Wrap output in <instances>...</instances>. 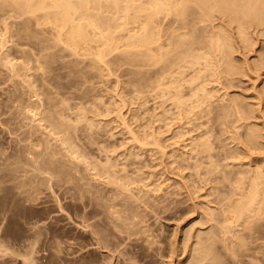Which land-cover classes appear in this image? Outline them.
Instances as JSON below:
<instances>
[{
	"label": "rangeland",
	"instance_id": "obj_1",
	"mask_svg": "<svg viewBox=\"0 0 264 264\" xmlns=\"http://www.w3.org/2000/svg\"><path fill=\"white\" fill-rule=\"evenodd\" d=\"M136 1L137 5L148 3V0ZM141 1L143 2L141 3ZM96 2L92 4L94 7L91 6L90 9L97 14L92 15V12H90V15L99 14L98 18L102 15L104 18L101 16V19L99 18L100 21L110 22L112 27H114V31L118 29L114 33L117 37L112 42H119L118 44L114 43V45H119V47L117 46V49L113 45L112 48L111 44L113 43L109 42L111 50L107 47L108 51L105 52L104 57L106 61L102 63L93 54L86 55L87 51H83L85 54H82V50H79L78 52L80 53L74 52L75 54H73L72 49H69L59 39L57 40L56 37H59L58 31H55L54 23L51 25L52 21H49V18L52 19L53 15L44 13L45 16H43L41 14L43 12H39L35 16L32 15L34 18H31L32 16L28 13L27 15L22 10L16 11L18 8L16 6L13 7L8 2L3 3L0 7V44H2L1 41L4 43L2 44L4 47L0 45V55H2L0 56V156L4 155L0 157V163L2 164L6 161L5 164H0V174L3 175L5 173L8 181L10 180L9 177L14 180L22 179L23 173L16 171L13 166L15 164L12 163L11 165L10 163L12 162L11 157L16 155L15 152L21 153L22 145L29 142L28 135L30 134L27 133L31 131L37 133L39 128L36 126H38L39 122L44 124H39L41 134L43 133L41 129H45L46 132H54L52 131L53 125L49 123L51 121L48 118H44L48 116L46 114L50 113L52 109H47L49 106L43 105L44 102L42 103V101L47 102L48 98H51L52 100H57L53 103L56 104L54 107H57L58 104L60 105V110L64 109L59 112L63 111L62 113H64L66 109H69L73 114L71 115L70 112L67 115L65 114V116H70L69 120L72 123L69 120L67 121L72 125L71 128H74H70V131L73 130L74 133L79 126L83 129L80 128V131H75L79 133H74L76 137L77 135L79 138H89L87 135L94 136V139L92 137H90L92 138L91 140L90 138L85 139L86 142L83 138L77 139L76 141H84L77 142L80 145L86 143L82 144L81 146L83 147L81 148L89 149L90 145H87L90 142L88 144L87 142L90 140L93 147L90 146V148L95 150V157L97 158L98 156L100 158H97V161H108L107 159L110 157L116 165L118 164L117 167L119 166V169H123L120 167L125 166L124 172L127 171L125 174L129 173L132 178H136V181H133V179L130 181L131 183L128 182L124 186L127 185L126 187L130 188V190H127L132 191L135 196L137 193L142 199L147 197L146 203L149 206H146L144 202L133 203L134 206L140 204L138 205L140 207H138L140 209L138 212H141L140 214L142 215L139 220L140 223L137 225L138 233L136 235L130 234L131 237L127 239L128 233L117 234L114 231L118 237L113 234L112 237L114 238L111 237L110 239L118 245H115L113 250H109L96 243L97 238L106 234V232L102 233L103 230L106 231L102 227L104 222H101V220L104 221L103 215L102 218H100L101 214L96 217L94 216V214L96 215L95 211H92L93 213L95 212L94 214H88L91 207L93 208L94 206L97 211H99V208H96L97 206L95 207V205L92 206V204H87L90 207L86 206L83 200L84 203H81V199L84 196L81 199L75 198L78 202L72 200L74 198L71 195L74 192L69 190V184L65 185V187H63L64 185L61 186L63 190L57 189L58 185H53L54 187L56 186V188H52V191L55 190L56 196L51 193L50 189L47 192L48 184H45L46 186L41 185V188L44 187L42 188L44 190L43 193L41 191V194L35 195L37 196L36 198L35 196L32 197V195L29 197L25 195L28 198L27 201L24 200V195L20 197L24 198L22 200L19 199L20 195L16 193L25 194L16 188L18 181L10 180L6 182L3 179L2 182L7 185L5 183L1 185L0 183V197L4 198H0L2 201H0V205H4L0 209V215H2L0 217V264H103L100 262L102 258L104 261L107 260L105 261L107 262L106 264H119L122 258L127 259L128 262L126 261V263L128 264H131L132 261L137 264H206V260L197 261L194 259V254L196 255L197 253L195 249L201 248L204 243L214 240L216 247H220L218 255L222 251L230 252L229 246L233 240V232H231L232 234L223 232L226 227L230 226V220L224 219L225 215H230V213L228 211L224 212V208L230 204L236 180L246 174H264V26H257V24L247 25L243 34H239L237 23L231 19L228 13L221 12L218 9L213 10V15H210V17L199 21L196 24V30L198 31L194 29V32L193 30L191 32H193V35H197V33L202 35V37H199L203 40H200L202 45L211 46L212 39L214 38L213 41H216L217 37H222L225 43L220 41V43H223L221 45L222 48L221 46L218 48L209 47V52H207L208 50L202 52L204 58L201 60L202 65L199 66V69H201L200 78L193 84L190 82L184 83L186 90H188L184 94L185 102L183 106H177L174 101L176 97L173 94V96L171 94L165 95L162 91L165 86L169 85V82L161 87H158L155 83L158 75L156 71L163 66V62L155 65L147 60L142 62L143 60L140 61L139 58L137 61L135 56H132L134 54L129 56V49H125V46H127L126 35L133 34L135 30L140 29L145 23L144 17V20H141L143 24L138 21V11L134 8L138 6L132 3V8L130 7L129 10V13H131L129 15L131 16L128 18L130 23H128V28L125 29L124 27L126 26L122 27V25L125 24L123 22L126 20L122 16L126 12L121 9L125 8L126 1L125 3L120 1L118 8L109 0L98 1L100 4H96ZM4 4L10 5L5 6ZM98 5L100 6L98 7ZM101 5L103 6L102 8ZM134 13L137 14L135 15ZM46 16L50 17L47 18ZM120 18H124V21ZM41 25L42 27H38ZM138 32L140 31L138 30ZM92 44H95V41ZM98 44L93 45L96 46L94 49L102 47ZM94 49L93 51L99 50ZM135 49L136 47L131 50L137 52ZM133 51L130 53H135ZM175 53L179 54L176 51ZM43 56L45 57L43 58ZM131 56L133 59H131ZM6 60L9 66L6 65ZM12 64L15 65L13 66L14 68L10 66ZM28 64L29 66H27ZM37 66H42L41 69L43 70L38 69L39 67ZM181 69L179 65L173 67L176 78L180 82H183L184 79L190 80L195 74L191 67H186L182 75L178 72ZM166 81L168 80L166 79ZM45 91H49L52 94L48 92L50 95L48 96ZM36 93L37 95H35ZM58 101L59 103H57ZM62 102L66 105H61ZM19 103L22 104V108L20 105L18 107L15 105ZM24 103L25 105H23ZM36 106L39 107V110ZM54 107L53 109L59 110ZM80 108L82 109L80 110ZM25 109L26 111L31 109L35 111L37 109V118H34L35 120L30 118L33 120H29V116L25 115ZM40 110L44 111V116ZM77 111L78 113L75 115ZM39 114H42L43 117ZM82 114H84V117H80ZM38 118H44L47 123ZM89 120L90 122H88ZM74 123L78 125L77 127L75 126L76 128L73 127ZM28 125L29 127H27ZM50 126L52 130L49 129ZM34 132L33 135L36 134ZM40 133L36 135L39 136ZM55 133L57 134L58 132ZM41 134L40 137L42 136ZM46 134L43 133V135L48 136ZM56 134L54 135L55 137L60 134L58 135V140L61 136L63 138V133L59 132ZM33 135L31 134L30 136L34 139L33 141L37 142L38 138L33 137ZM26 136L28 138H25ZM204 142L209 144L208 148H202L201 145ZM66 145L68 146V143H65ZM92 150H88L90 151L88 153L90 156H94V152H91ZM8 154L10 157H8ZM93 156L92 158H94ZM104 157L107 159H104ZM2 159L5 160L3 161ZM101 161L100 163H104ZM2 166H5V168L9 166V171L12 174L9 171H5L8 169L3 170L4 167ZM92 166H90L91 169H94ZM90 167L88 170H91ZM86 170L83 171L85 175L83 176V173L81 175L84 180H81L91 184L84 186L82 183L85 190L89 187V190L91 188L92 190H102L104 188L106 193L107 191L110 193V189L113 186L110 187L109 183H112L111 178L113 177L107 178L105 177L107 176L106 174L103 175L106 178L104 180L109 181L110 179L109 183L104 184L100 180V178L102 179L101 175H97V177L94 175V177L93 173L96 172L91 170L93 173H88L89 171L85 172ZM2 171L5 172L3 173ZM6 173L11 176L7 177ZM14 174H20L21 178H16L18 175ZM91 174L92 177H90ZM12 175L15 177L13 176V178ZM125 179L122 180L121 178L122 182L120 179L118 181L113 178V180L122 183L128 181ZM13 183L16 185L15 187L12 186ZM92 184L93 186H91ZM28 187H25V189ZM149 188L155 190L151 191V193H146L145 190ZM66 189L67 192L72 193H65L64 195ZM8 190L9 194H7ZM88 191L85 192L90 195ZM129 191L123 190L122 193L125 192L127 194ZM109 193L107 194L109 195ZM38 195L42 198L38 199ZM111 195L109 196L112 197ZM121 195L122 197L117 199V202L122 201L124 198V194ZM85 196L87 203L91 202L90 196L89 198L87 194ZM150 196L155 197L152 200ZM15 197L18 199H14ZM30 197L32 199L35 198L36 201L32 200L34 201L32 202ZM125 197L130 196L126 195ZM127 199L130 200L126 198L124 201L128 202ZM5 200L10 202V204ZM14 200L16 203L13 202ZM132 200L134 199L132 198ZM23 201L27 202L24 204ZM124 201L120 203H125ZM4 202L6 203L4 204ZM13 203L15 207L14 205L12 206L16 208L15 211H12V207L10 208ZM4 207L8 208L7 211L9 213L3 209ZM20 212H23V217L20 216ZM13 214H16L18 218L15 219ZM86 214L89 215V219L85 218ZM33 219L36 223L32 221ZM13 220L15 221L13 222ZM25 220H28L31 224H28L29 222ZM99 222H101V226L98 225ZM18 223L20 226L17 225ZM91 223L97 224H92L95 227L91 225L95 229L87 226ZM33 226L34 228H32ZM93 230H101L102 232L94 237L96 232ZM15 231L21 233L20 236L15 234ZM91 232L94 233L92 234ZM23 233L27 234L28 237ZM224 235L227 237L225 244L222 241V236ZM24 237L30 238V241ZM147 237L155 243L152 247L148 245V242L144 241V239H148ZM23 238L27 239V242ZM5 250V253L2 252ZM112 253L114 255L110 256L109 254ZM130 259L131 262H129Z\"/></svg>",
	"mask_w": 264,
	"mask_h": 264
},
{
	"label": "bare ground",
	"instance_id": "obj_2",
	"mask_svg": "<svg viewBox=\"0 0 264 264\" xmlns=\"http://www.w3.org/2000/svg\"><path fill=\"white\" fill-rule=\"evenodd\" d=\"M98 1L101 2V0H0V7L3 5V3L8 2L11 5H13V7L16 6L18 8L16 11L22 10L24 13L26 12V14L28 13L30 16H32V15L35 16V15H37V13L39 14V12H43V13H41V14H43V16H45V14L53 15L52 19L49 18L50 16H48V17L46 16V17L49 18L50 22L52 21L51 25H53L52 23H54L55 28L58 29V30L55 29V31L56 32L58 31V34H59V37H56L57 40L59 39V41L66 44L69 47V49H72L73 54H75L74 52L80 53V52H78L79 50H82L81 51L82 54H85V53H83V51L84 52L87 51L86 55L91 53L100 61V63H102V62L106 61V59L104 60V57H105V52L108 51L107 47H109V50H111L110 44H108L109 42L113 43V44H111L112 48H113V45L115 42H112V40L115 41V38L117 36H115L114 33H116V31L118 29L117 30L115 29V31H114L113 30L114 27H112L110 22L103 21V20L100 21L99 18L102 15L99 16V18H98L99 14L92 16L93 14H97V13L92 12V10L90 8H91V6L94 7V5H92V4H95L94 2H96V4H100V2H98ZM109 1L114 3V5H116L115 6L116 8H118V6L120 5V3H119L120 1H123L124 3L126 1V5H124L125 8L121 9V10L126 12V14L123 13L125 15L122 16L126 20L125 22H123L125 24H123L122 27L126 26L124 28L127 29L128 23H130L128 21V18H130L129 16H131V15H129V14H131V13H129L130 7L132 8V6H131L132 3L136 4L137 1L136 0H135V2H133L134 0H125V1L124 0H113V1L109 0ZM130 1H131V3H130ZM142 2L143 1H141V3ZM147 2L148 3L145 2L142 4H138V5L136 4L135 6H138V7H134L138 11V14L134 13L135 15L137 14L138 21L145 19L144 20L145 23L143 24L142 23L143 21L140 22L143 24V26L140 25L141 28L139 27L141 30L138 29L140 32H138V30H135L133 32V34L126 35L127 39L125 41H127V46H125V49L126 50L129 49L128 51L131 52V51H133L131 49L132 48L134 49V47H136L135 50H137V52L136 51H133L135 53L128 52V54H129V56L134 54L132 56H135V60H137V61L139 58L140 61L143 60L142 62H144V61L146 62V60H147L148 62H150V61H151V63L153 62L155 65H157V64L159 65V62H163V66L161 68L157 67L159 69L158 70L156 69L157 71L155 70L156 74L159 75V76L157 75V77H156L157 79L155 80V83L157 84L158 87H161L166 83L168 84V82H169V85L165 86V89H162V91L165 95H167V94L172 95L173 94L174 97H176V99L174 101L177 104V106H179V105L183 106L184 105L183 103L185 102L184 94H186L188 92V90H186L184 83L190 82L191 84H193L197 81V79L200 78V70L201 69H199V66L202 65L201 60L204 58V55L202 52L207 51L209 47L218 48L221 45H223V43H220V41L224 42V39L222 37H217L216 41H213L214 38L212 39V41H211L212 44L210 43L211 46L208 47V46L202 45L201 41H203V40H201L199 38L200 36L202 37V35H200L198 33H197V35L196 34L193 35L194 29L196 30V24H198L199 21H202V20L210 17V15H213L212 14L213 10L218 9L221 12L228 13L231 16V19L237 23V29H238L239 34H243L244 29L246 28L247 25L249 26V25L257 24V26H264V0H148ZM10 4H6V5H10ZM99 6L100 5H98V7ZM102 7L103 6L101 5V8ZM7 8H9V7H7ZM11 8H12V6H11ZM119 8H121V7H119ZM133 9H131V10L133 11ZM118 10H120V9H118ZM137 11H135V12H137ZM23 12H22V14H23ZM90 12H92V15H90ZM34 16H32L31 18H34ZM43 16H42V18H43ZM143 17H144V19H143ZM5 18H7V17L5 16ZM102 18H104V16H102ZM124 18L123 19L120 18V19L124 21ZM135 18H133V19L136 21ZM25 19H27V18H25ZM135 21H132V22H135ZM111 22H113V21H111ZM48 26H49V24H48ZM35 27H36V25H35ZM38 27H42V25L38 26ZM120 27H121V25H120ZM191 30H193V32H191ZM196 31H198V30H196ZM129 32H131V31H129ZM27 37H28V35H27ZM1 40H4V39H1ZM94 41H95V44H92V42H94ZM98 42H100V43L98 44ZM1 43L4 44L3 41H1ZM60 43H59V45H61ZM118 43L119 42H117L115 44H118ZM2 44H0V45L2 47H4ZM96 44L101 45L103 48L97 47V49H99V50L94 49V47H96V46H93V45H96ZM106 44H108V46H106ZM213 45H216V46H213ZM47 46L49 47V45H47ZM114 46L116 48H117V46L119 47V45H114ZM128 46H130V47H128ZM181 46H183V47H181ZM39 47H40V45H39ZM51 47H54V46H51ZM126 47H128V48H126ZM182 48H184V49H182ZM221 48H222V46H221ZM22 49H25V48H22ZM93 49L97 50V51H93ZM25 50H27V49H25ZM59 50H61V49H59ZM104 50H106V51H104ZM126 50H124V51L126 52ZM191 50H192V52H191ZM193 50L195 51L194 53H193ZM175 51L177 53L179 52V54H176ZM26 52L28 53L29 51H26ZM112 52H114V51H112ZM207 52H209V50ZM42 55H44V54L42 53ZM173 55H175V56H173ZM0 56H2V55H0ZM74 56H76V55H74ZM94 56H92V57H94ZM126 56H128V55H126ZM132 56H131V59H133ZM44 57L45 56H43V58ZM52 57H53V55H52ZM9 58H11V57H9ZM7 62L8 61L6 60V65L9 66V63L7 64ZM37 62H38V60H37ZM154 64H152V65H154ZM175 65H179V67L182 68L181 70L178 71L182 75L184 74V68L191 67L195 71L194 76L188 81L186 79H184L183 82H180L179 79L176 78V75H175L174 70H173V67ZM10 66L13 67L15 65L12 64ZM27 66H29V64ZM37 67H39L38 69L42 68V66H37ZM143 67H144V65H143ZM9 68L12 69L11 67H9ZM6 69H7V67H6ZM15 69H17V68H15ZM29 69H30V67H29ZM41 70H43V69H41ZM44 70H46V69H44ZM10 71H8V72H10ZM38 71H35V72H38ZM12 72H13V70H12ZM18 72H19V70H18ZM15 73H17V72H15ZM42 73H40V74H42ZM136 74H138V73H136ZM66 75H68V74H66ZM18 77H20V76H18ZM166 79L168 81H166ZM141 83H143V82H141ZM151 86H153V85H151ZM146 87H147V85H146ZM37 90H39V89H37ZM49 91H51V90H49ZM49 91H45V93H47L46 95H48V96H50L49 93L52 94ZM35 95H37V93ZM54 95L56 96L55 92H54ZM56 101L57 100H52L51 98L50 99L48 98L47 102L42 101V103L44 102L43 105L49 106V107L46 106L47 109H49V108L52 109V110H50V113L46 114L48 116L44 117V118H48V120L51 121V122H49V121L48 122L53 125V128L50 126L49 129L52 128L53 130L52 129L51 130L54 132L48 131V128H47V131L50 132L49 134H48V132H46L45 129H43L44 131L41 129V131L44 134L47 133L46 135H48V136L43 135V133L41 134L40 133L41 127L39 125L41 122H39L38 126H36L39 128V130H37L38 131L37 133H40L43 137L42 136L40 137V134H39V136H37L36 135L37 133L34 131L33 132L36 134L33 135V132L30 130L31 132L27 133V134H30V135L32 134L33 137L38 138L37 142L33 141L34 139H32V136L28 135L29 136V139H28L29 142L22 145L23 148H21V153L16 151L15 152L16 155L11 157L12 162L10 164L11 165H12V163L15 164V165H13L15 167V170L18 172H22L23 178L18 180L16 178L20 177L19 176L20 174H14V175H18L15 178L16 180H14V179H11L9 177L11 175L7 174L8 172L6 173V175H8L7 177H9L10 180H14L16 182L18 181V185L16 188L19 189V191L21 190L20 192H23L25 194H21L19 192H16V193H17V195H20L19 199L23 200L25 198L24 200H27V201H28V198H26L27 196L29 197L32 195V197H33L37 194H41L40 193L41 191L43 193L44 190H42V188H44V187L41 188V185L46 186L45 184H48L47 185V187H48L47 192L50 189L51 193H54L55 190L54 191H52V190L54 188H56L57 185H58L57 189L61 190L63 187H65V185L69 184L68 185V188H70L69 190H71V191L73 190L72 191V192H74L73 195H75L74 197H73V195H71L72 198H74L72 200H74L75 202H78V200L76 201L75 198L81 199V197L84 196L83 199H81V201L83 200L86 203L84 205L89 206L87 204H92V206L95 205V207L97 206L96 208H99L98 209L99 211H97V209H94V206H93V208L91 207L90 208L91 210L88 214L90 215V213H93L92 211H95L96 215L94 214L95 213L94 212L93 213L94 216L97 217L98 214L99 215L101 214L100 218H102V215H103L104 221L101 220V222L102 223L104 222L102 224V227L106 231L103 230V232H102L101 230L100 231H94L93 230L94 232H96L94 234L95 235L94 237H96V235H98V233H100V232H102V233L106 232V234H104L103 236L100 235L102 237L97 236L99 238L96 239V243L102 247L108 248L109 250H113L115 245H118V244H115L114 242H112V239H110L113 234L115 235V237H118V236H116L117 234L128 233L129 234V235H127V239H128L129 237H131L130 234L136 235L138 233L139 229L137 230V228H138L137 225H139L138 223H140L139 220L141 219L142 215L140 214L141 212H138V211H140V209H139L140 207L138 206L140 204L136 203L137 206H134L133 203L134 202H142V203L144 202V204H146V206H149L146 203L147 197H146V199L143 198V199H145V200H143L140 195L139 196L137 195V193L135 196V194L132 191H129L130 188L126 187L127 185L124 186V184H127L128 182L131 183L130 181L134 179V178H132L131 175H129V173L125 174V172L127 173V171L124 172L125 166L120 167L123 169H119V166L117 167L118 164L116 165V163L113 162L110 157L108 159L104 157V159H107L108 161H105V160L101 161L100 160L101 162H104V163H100L99 160L97 161V158L98 159H100V158L98 156H97V158L95 157L96 152H94L95 150H92L93 147H92L91 141H90L92 138L94 139V136L87 135L89 138L92 137V138H90V140H88L87 144L89 142L90 143L87 146L90 145L92 147V148H90V146H89V149L92 150L91 152H94V156L92 155L94 158H92V156H90V154H88V153H90V151H88L89 149L85 150L84 148H81V147H83L81 145L86 144V143H82L81 145L78 144L77 142H79V141L82 142L83 140H79V141H76V140L82 139L83 137L79 138L78 135H77V137L75 135L76 133H78L75 131L79 130L81 128V126H79L78 129H75V131H74L75 134L73 133V130L70 131V128L72 127V125L69 124L71 122V120H69L70 116H65V114L67 115V113H69L70 110L66 109V111H65L66 113L65 112L62 113L63 111L59 112V111L64 110V109L60 110L59 109L60 105H58V104H57V107H54V105H56V104H53V103H55ZM20 102L22 103V101H20ZM37 102H38V100H37ZM21 103L15 104V105H17V107H18V105H20V107L22 108ZM57 103H59V101ZM63 104L66 105L64 102H62L61 105H63ZM23 105H25V103ZM36 105H38V104L36 103ZM43 105H41V106L43 107ZM33 107H35V106H33ZM53 107L56 109L58 108L59 110L57 111V110L53 109ZM36 108L39 110V107L36 106ZM64 108H68V107H64ZM93 108H95V107L93 106ZM98 108H100V107H98ZM37 109H35V111L33 109L26 111V109H25V111H26L25 115L29 116V120H33L34 118H37L36 117V115L38 114L36 112ZM81 109L82 108H80V110ZM67 110H69V111H67ZM86 110H87V108H86ZM25 111H23V112H25ZM41 111L42 110H40V112ZM73 111H75V110H73ZM46 112H47V110H46ZM43 113H44V111H42V114ZM76 113H78V111L75 112V115H76ZM21 114H23V113H21ZM42 114H39V115H41V117H43L44 114H43V116H42ZM70 114L73 115L71 112H70ZM93 114L95 115V113H93ZM82 115L80 117H84V114H82ZM80 117H79V119H80ZM90 117H92V116H90ZM30 118H33V119H30ZM40 118H38V119H40ZM44 118L40 119V120L46 122V120H44ZM38 119H36V120H38ZM82 119H85V118H82ZM122 119H123V116H122ZM67 120H69L70 122H68ZM88 122H90V120ZM31 123H33V122H31ZM41 124H43V123H41ZM34 125H35V123H34ZM75 126L77 127L78 125H75V123H74L73 127H75ZM27 127H29V125ZM46 127H42V128H46ZM31 128L36 131V129H34L33 126H31ZM71 129H74V128H71ZM55 132L63 133L62 134L63 138L61 136L60 139L58 140L57 138H59L58 135H60V134L57 133L58 134L57 135ZM27 134H25V135H27ZM55 134L57 135V137L54 136ZM92 134H94V133H92ZM30 137H31V141H30ZM25 138H28V137L26 136ZM89 138L85 137L83 139L85 141V139L87 140ZM65 143L66 144L68 143V146L67 145L65 146ZM201 146H202V148H208L209 144L207 142H204V143H202ZM96 155H98V154H96ZM2 156H4V155H2ZM2 156H0V157H2ZM8 157H10L9 154H8ZM100 157L102 158V156H100ZM95 158H96V160H94ZM2 160L4 161L5 159H2ZM3 163L5 164L6 161H4ZM16 164H18V165H16ZM7 165H9V164H7ZM9 166L6 168H5V166H2V167H4L3 170L8 169L5 171H9L10 170ZM90 166H92L97 171L94 169H91ZM89 167L91 170H93L96 173H93L91 170H88ZM82 169H84V170L87 169L89 171L88 173H93V176L95 175L96 177H97V175H101L103 180L101 178H100V180L103 181L104 184H107V182L108 183L110 182V179H109V181L104 180V179H106L103 176L105 174L107 175V176H105L107 178L113 177L114 179L116 178L117 180L120 179V181H122L126 178L125 180H128V181H125L126 183H122L123 181L118 182L119 180L116 181V180H113V178H111L112 183H109V186L110 187L113 186V187L110 189V193H109V191H107V193H109V195L112 194L111 195L112 197H110L106 193V190L104 188H103L104 190L100 189L101 190L100 191L97 189L92 190V188H91V190H89L90 187L89 188L86 187L87 189L85 190V188H83V187L87 186L89 183H86L85 181L83 182L84 179L81 177V175H82L84 170H82ZM87 170L85 172H87ZM5 171H2V172L4 173ZM13 172L15 173L14 170H13ZM9 173L12 174L11 171H9ZM14 175H12V177ZM84 175L85 174L83 173V176ZM90 177H92V174L90 175ZM54 178H55V180H54ZM121 178H122V180H121ZM3 179L6 180L5 173L3 175L0 174L1 185L3 183H5V182H2ZM81 179H83V180H81ZM94 179H96V178H94ZM7 181L8 180H6V182ZM133 181H136V178ZM116 182H118V183H116ZM82 183L84 184V186ZM110 184H114V185H110ZM53 185H56V186L54 187ZM12 186L15 187L16 185H14V183H13ZM27 186H29V187L27 189H25V187H27ZM61 186H63V187H61ZM91 186H93V184ZM46 188H45V190H46ZM94 188H97V187H94ZM124 188H126V189H124ZM67 189L64 191V195H65V193H72V192H67ZM122 189L125 191H129V192H127V194L125 192L122 193L123 192ZM127 189H129V190H127ZM83 190H85V191L89 190L88 192H90V195ZM107 190H109V188H107ZM147 190H145L146 193H151V191H154L155 189L153 190V189L149 188ZM47 192H45V193H47ZM9 193L10 192L8 190L7 194H9ZM12 194H13V191H12ZM85 194L88 195V198L90 196L91 200L90 199L89 200L91 202L88 201L89 203H87V199H85V197H86ZM121 194H124L123 197L125 198V199L123 198L122 201L126 200V198H129L130 200L127 199L128 202L124 201L125 203H122V204L120 203V202H122L120 200H119L120 202H117L116 200L122 197ZM21 195H24V196L27 195V196H25L24 198H20V197H22ZM53 195L56 196L57 194L54 193ZM126 195H128L130 197H125ZM38 196H39L38 197V199H39L41 196L40 195H38ZM36 197L37 196H35V198ZM154 197L155 196H152L151 199ZM0 198H3V197H0ZM7 198H10V197H7ZM35 198H33V199L31 198V201L32 200L36 201ZM132 198L134 200H132ZM14 199L17 200L18 198L15 197ZM27 201H23L24 204ZM29 201H30V199H29ZM34 201H32V202H34ZM60 201H62V200H60ZM83 201L81 203H84ZM154 201H155V199H154ZM6 202H8V201H6ZM6 202H4V204ZM13 202L16 203L15 200ZM18 202H19V200H18ZM8 203L10 204V202H8ZM14 203L10 205V208L12 207V209H13L12 211L16 210V208H13V206H12V205H14ZM74 204H76V203H74ZM128 204L131 206H129ZM1 206H4V205H0V209H1ZM14 207H15V205H14ZM75 207H77V206H75ZM84 208H86V207L84 206ZM3 209L6 211L8 210V208H5V207ZM19 211H23V210H19ZM19 211H17V212H19ZM87 211H89V210H87ZM225 211H228V213H230V215L228 214V215H225V217H224L225 220H230V226L226 227L223 232L225 234H227V233L232 234L231 232H233V234H232L233 240L229 246L230 252L226 253V252L222 251L220 253V255H218L217 253H219L220 247H216V244H215L216 242L213 240L211 242L204 243L201 246V248H196L195 250L197 251V253H196V255L194 254V259H196L197 261L206 260L207 261L206 264H264V174L252 173V174H246V175L239 177L236 180V183H235L234 188L232 190V196H231L230 204L228 205V207L224 208V212ZM22 214H23V212L20 214L21 217H23ZM17 215H19V214H17ZM89 215L85 216V218L89 219L88 218ZM13 216L15 219L18 218V217H16V214L15 215L13 214ZM94 216H92V217L94 218ZM0 217H2V215H0ZM82 217H83V215H82ZM11 218H12V216H11ZM14 221L15 220H13V222ZM25 221H24V223L27 222V221L26 222ZM32 221H34V219ZM99 221H100V219H99ZM101 222H99L98 225H100ZM28 224H31V223L29 222ZM92 224L97 225L96 223H91L89 225H87V224L86 225L91 226ZM13 225H14V223H13ZM17 225H19V223ZM92 226H94V225H92ZM94 227H92V228L95 229ZM32 228H34V226ZM98 228H96V229H98ZM99 229H101V228H99ZM114 231H116L117 234H115ZM94 232H91V233L93 234ZM31 233L34 234L33 232H31ZM15 234H19V236H20L21 233L16 232ZM23 234L27 236V234H25V233H23ZM122 236H124V235H122ZM27 237H24V238H27ZM15 238H17V237H15ZM112 238H114V237H112ZM147 238L148 239H144V241L148 242V245H151L150 247H152L153 244H155V243L153 241H151L149 237H147ZM27 239H24V240H26V242H27ZM226 239H227V237L225 235L222 236V241L224 242V244L226 242ZM138 240H140V239H138ZM22 242H24V241H22ZM35 242H37V241L35 240ZM33 250H34V248H33ZM2 252L5 253L6 250L2 251ZM30 254H32V253H30ZM137 254H139V253H137ZM109 255L112 256L114 254L112 253ZM24 260H26V259H24ZM101 260L104 261L103 258ZM95 261H97V260H95ZM102 261H100V262L103 264L107 263V262H105L107 260H105L104 262H102ZM126 261H127V259L125 260L124 258H122L120 260L119 264H128V263H126ZM129 262H131V259L129 260ZM132 263L137 264L133 261L131 262V264Z\"/></svg>",
	"mask_w": 264,
	"mask_h": 264
}]
</instances>
